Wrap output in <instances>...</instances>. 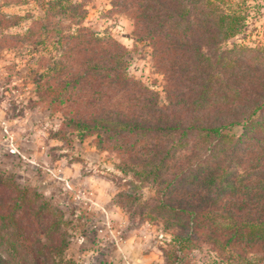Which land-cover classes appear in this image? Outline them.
Wrapping results in <instances>:
<instances>
[{
  "label": "trees",
  "instance_id": "1",
  "mask_svg": "<svg viewBox=\"0 0 264 264\" xmlns=\"http://www.w3.org/2000/svg\"><path fill=\"white\" fill-rule=\"evenodd\" d=\"M89 1L46 2V21H62L39 30L56 33L57 63L74 67L62 69L68 81L36 90L73 107L66 125L80 140L95 134L122 173L153 183L179 237L207 230V243L234 250L225 264H264V48L222 50L244 29L242 13L221 0H110L150 48L162 103L130 78L121 45L81 26ZM234 127L238 136L224 133ZM70 244L62 210L0 171V264H79L65 259Z\"/></svg>",
  "mask_w": 264,
  "mask_h": 264
},
{
  "label": "rangeland",
  "instance_id": "2",
  "mask_svg": "<svg viewBox=\"0 0 264 264\" xmlns=\"http://www.w3.org/2000/svg\"><path fill=\"white\" fill-rule=\"evenodd\" d=\"M47 1L0 0V171L62 210L71 234L65 259L79 264H225L233 249L207 243V230L191 240L179 237L184 229L173 225L180 219L156 208L153 183L122 173L116 151L101 147L95 134L80 140L66 125L74 115L72 106L51 103L56 96L44 90L68 81L62 69L74 66L69 61L59 66L56 33L45 36L39 30L46 22L53 29L62 21L61 16L46 21ZM221 1L234 5L245 19L242 32L222 50L264 48V0ZM84 9L81 26L121 45L128 52L130 78L158 92L164 103L163 78L153 67L150 48L133 36L131 19L110 0H90ZM37 85L44 90H36ZM240 132V127L224 131L232 137Z\"/></svg>",
  "mask_w": 264,
  "mask_h": 264
},
{
  "label": "crops",
  "instance_id": "3",
  "mask_svg": "<svg viewBox=\"0 0 264 264\" xmlns=\"http://www.w3.org/2000/svg\"><path fill=\"white\" fill-rule=\"evenodd\" d=\"M87 239H88V238H87ZM116 263H117V262H116ZM116 263H115V264H116ZM125 264H126V263H125Z\"/></svg>",
  "mask_w": 264,
  "mask_h": 264
}]
</instances>
